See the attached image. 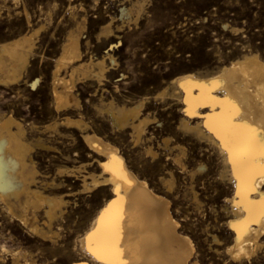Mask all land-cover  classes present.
Here are the masks:
<instances>
[{"label": "rangeland", "instance_id": "1", "mask_svg": "<svg viewBox=\"0 0 264 264\" xmlns=\"http://www.w3.org/2000/svg\"><path fill=\"white\" fill-rule=\"evenodd\" d=\"M134 1L0 0V42L42 25L35 35L33 55L23 80L9 86L0 85V114L11 113L23 125L24 138L34 144L31 154L38 170L37 177L59 181L56 187L46 188L45 191L63 195L69 200L58 220L59 226L54 225L55 244L28 232L15 217L9 216L0 207V264H12L14 259L11 253L16 250L21 251L24 258L32 256L29 264H73L81 260L88 264H99L79 250L76 240L89 228L96 211L94 209L109 198L108 185L80 192L79 177L57 174L58 168L76 166L81 161H90L92 164L88 169L94 172L98 173L99 167L90 159L88 148L78 131L73 134L74 139H71L63 136L68 131L62 126L56 127V130L51 127L43 128L46 123L62 117L56 114L51 105V72L67 32L75 27L77 20L85 17V28L80 32L82 57L87 59L100 56L110 48L109 52L115 61L111 64L106 60L112 68L103 87L100 85V90L96 83L78 84L76 94L80 104L77 108H72V115L81 116L99 135L116 145L130 169L148 180L155 191L165 194L170 201L171 212H174L172 214L180 226L189 225L188 234L204 256V263L225 264L212 252L215 244L210 233L215 231L227 241L231 240V230L223 223L224 217L228 216L220 207L224 205V195L230 190L217 177L218 160L209 143L200 142L179 128L178 116L184 117L181 112L184 108L182 96L177 98L168 96L169 94L160 95L159 91L167 88L171 92L168 83L175 75L184 72L209 73L244 52H257L264 60V0H146L144 10H141L136 21L134 6L129 15L125 13L120 16L121 6L126 8L128 5L129 8ZM110 16H114L112 35L98 36L101 23L108 21ZM117 28L120 30H116ZM34 80L37 81L33 84ZM99 93L102 98L98 96ZM109 97L125 102L146 97L144 114L151 119L144 126V133L136 144L128 129L124 132L111 129L107 117L96 113L95 109L102 102L101 99L105 101ZM164 136H169L166 146L162 142ZM37 139L57 146V151H45L37 146ZM175 144H181L184 148L183 161L189 169L181 168L172 161V155L179 151L174 148ZM149 145L157 149L158 158L145 153V146ZM199 163L204 165L197 171ZM169 172L173 174L174 183L170 189L174 194L164 187L160 179L169 177ZM194 191L198 200L194 199ZM40 217H43L42 214ZM52 245L60 249L51 251ZM263 249L264 243L258 252V260L244 264H264ZM22 257H17L18 264H26Z\"/></svg>", "mask_w": 264, "mask_h": 264}, {"label": "bare ground", "instance_id": "2", "mask_svg": "<svg viewBox=\"0 0 264 264\" xmlns=\"http://www.w3.org/2000/svg\"><path fill=\"white\" fill-rule=\"evenodd\" d=\"M144 2L146 3V0H135L129 8L128 5L126 8L121 6L120 16L125 13L129 15L134 6L136 15H133L136 21L145 5ZM85 18L77 20L75 27L67 32L51 72V105L56 114L62 117L43 124V128H66L68 132L65 130V138L74 139L73 134L78 131L88 148L90 159L99 167L97 173L88 169L92 164L90 161H81L76 166L58 168L57 174L79 177L80 192L89 191L99 185H108L110 191L109 198L94 209L96 211L89 228L85 229L82 235L78 234L80 237L76 241L79 250L99 264H109L111 257H115L119 264H206L204 256L190 239L189 225L180 226L172 214L174 212H171L170 201L165 194L155 191L148 184V180L133 172L116 145L99 135L81 116L72 115V108H77L80 104L76 94L78 84L96 83L100 90V85L103 87L104 80L111 73L112 67L108 66L106 60L111 64L115 61L109 52L110 48L100 56L87 59L82 57L80 32L85 28ZM113 18L114 16H110L108 21L101 23L98 36L112 35ZM41 28L42 25L25 30L0 42V85L9 86L23 80L33 55L35 35ZM218 67L209 73L184 72L175 75L168 83L172 91L163 88L159 94H169L168 96L177 98L182 96L184 108L181 112L184 117L178 116L179 128L200 142L209 143L218 160L217 177L226 183L230 190L224 195V205L220 207L228 216L224 217L223 223L231 230L232 237L227 241L212 230L210 236L215 244L212 246V252L225 264L252 263L258 260V252L264 243V175L250 180V176L258 170L256 166L264 163V60L257 52L248 51ZM83 92L85 93L84 90ZM98 96L102 98V94ZM145 98L125 102L109 97L105 101L101 99L102 102L99 101L101 103L96 105L95 110L99 115L107 117L111 129L121 132L128 129L132 141L136 144L144 133V126L151 119L144 114ZM24 137V127L17 118L11 113L0 114V207L9 216L15 217L28 232L41 240L54 243V225L59 226L58 220L69 200L63 195L45 191L46 188L56 187L59 181L37 177L38 170L31 154L34 144ZM168 137H163L165 146L168 145ZM36 141L37 146L45 151H57V146L43 143L42 139ZM180 145H173L179 151L172 153V161L184 168L185 151ZM144 150L152 158H158L159 153L152 146H145ZM202 163H199L197 171L203 168ZM169 174V177L160 178L165 185L163 186L168 189L172 188L174 183L172 172ZM170 191L173 193L172 189ZM194 199L198 200L195 191ZM106 239L110 244L105 243ZM50 249L53 251L60 248L52 245ZM20 252L16 250L11 253L14 259L12 264L19 263L17 257H22ZM32 259V256L26 257L24 261L29 264ZM73 264L88 262L81 260Z\"/></svg>", "mask_w": 264, "mask_h": 264}, {"label": "snow or ice", "instance_id": "3", "mask_svg": "<svg viewBox=\"0 0 264 264\" xmlns=\"http://www.w3.org/2000/svg\"><path fill=\"white\" fill-rule=\"evenodd\" d=\"M256 167L258 170L250 176V180H254L259 175H264V163H261L257 165ZM105 243L110 244V241L106 239ZM109 264H119V262L115 259V257H111L109 258Z\"/></svg>", "mask_w": 264, "mask_h": 264}]
</instances>
